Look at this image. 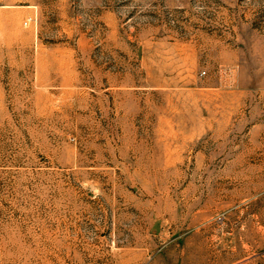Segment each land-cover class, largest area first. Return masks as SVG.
Segmentation results:
<instances>
[{"label":"rangeland","instance_id":"1","mask_svg":"<svg viewBox=\"0 0 264 264\" xmlns=\"http://www.w3.org/2000/svg\"><path fill=\"white\" fill-rule=\"evenodd\" d=\"M0 264H264V0H0Z\"/></svg>","mask_w":264,"mask_h":264}]
</instances>
